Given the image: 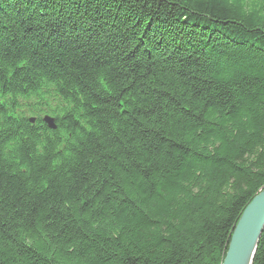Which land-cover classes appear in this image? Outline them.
I'll list each match as a JSON object with an SVG mask.
<instances>
[{
    "label": "trees",
    "instance_id": "obj_1",
    "mask_svg": "<svg viewBox=\"0 0 264 264\" xmlns=\"http://www.w3.org/2000/svg\"><path fill=\"white\" fill-rule=\"evenodd\" d=\"M263 186L264 0H0V264H221Z\"/></svg>",
    "mask_w": 264,
    "mask_h": 264
},
{
    "label": "water",
    "instance_id": "obj_2",
    "mask_svg": "<svg viewBox=\"0 0 264 264\" xmlns=\"http://www.w3.org/2000/svg\"><path fill=\"white\" fill-rule=\"evenodd\" d=\"M33 123L34 119H30ZM42 122L55 130L54 119L44 116ZM264 231V186L245 207L233 228L221 264H253Z\"/></svg>",
    "mask_w": 264,
    "mask_h": 264
}]
</instances>
